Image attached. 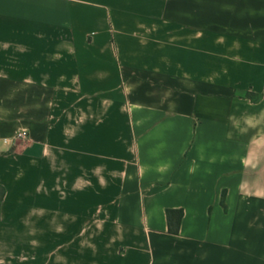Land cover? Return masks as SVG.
<instances>
[{
  "label": "crops",
  "instance_id": "1",
  "mask_svg": "<svg viewBox=\"0 0 264 264\" xmlns=\"http://www.w3.org/2000/svg\"><path fill=\"white\" fill-rule=\"evenodd\" d=\"M1 194L0 264H264V0H0Z\"/></svg>",
  "mask_w": 264,
  "mask_h": 264
},
{
  "label": "trees",
  "instance_id": "2",
  "mask_svg": "<svg viewBox=\"0 0 264 264\" xmlns=\"http://www.w3.org/2000/svg\"><path fill=\"white\" fill-rule=\"evenodd\" d=\"M2 194L0 195L1 198ZM183 215L182 209H166V217L168 222V231L171 233H178L180 220Z\"/></svg>",
  "mask_w": 264,
  "mask_h": 264
},
{
  "label": "built area",
  "instance_id": "3",
  "mask_svg": "<svg viewBox=\"0 0 264 264\" xmlns=\"http://www.w3.org/2000/svg\"><path fill=\"white\" fill-rule=\"evenodd\" d=\"M27 133L25 131H20L17 133V137H21L24 138L26 137ZM7 146L10 147L11 146V140H7Z\"/></svg>",
  "mask_w": 264,
  "mask_h": 264
}]
</instances>
